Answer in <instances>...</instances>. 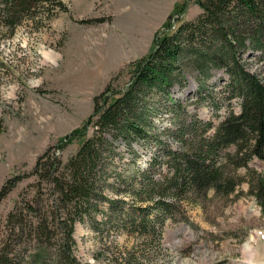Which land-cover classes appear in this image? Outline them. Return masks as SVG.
Masks as SVG:
<instances>
[{
    "label": "trees",
    "instance_id": "trees-1",
    "mask_svg": "<svg viewBox=\"0 0 264 264\" xmlns=\"http://www.w3.org/2000/svg\"><path fill=\"white\" fill-rule=\"evenodd\" d=\"M196 2L203 9L197 20L181 19L173 29L168 23L161 34L157 32L150 52L134 61L129 83L117 91L107 87L95 96L93 111L84 121L95 134L64 165L52 147L38 158L32 171L39 176L35 186L40 189L42 181L48 180L58 197L45 210L41 193L25 200L24 207L16 203L7 229H0V264H82L72 250L75 224L90 216V208L101 210L102 199L108 204L110 220L122 222L129 233L152 239L161 237L168 219L190 220L188 206L210 205L211 191L237 200L244 192L240 190L243 183L264 212V171L251 165L254 159L264 162V77L262 67H254L246 58L256 54V64L264 60V0ZM60 4L58 0H0V24L12 35L24 21L37 24L43 17H53ZM191 68L197 71V100L211 101L218 120L202 118L197 106L191 109L193 95L177 96ZM215 69L221 71V84L209 87ZM153 97L164 101L157 103ZM234 99L239 111L232 108ZM149 102L157 106L149 110ZM223 103L226 112L221 110ZM158 110L171 114L169 125L160 123L161 116L156 121L152 112ZM119 137L125 145L121 150L114 143ZM143 144L153 148L145 165ZM117 156L130 162L119 170L113 164ZM110 175H116V187L106 183ZM20 177L5 182L0 199ZM138 183L133 192L138 203H127L123 196L130 195V186ZM105 186L121 197L105 194ZM60 230L65 245L58 246L59 258L48 259L46 251L57 242ZM11 238L34 242L38 249L22 255ZM128 261L140 264L146 259Z\"/></svg>",
    "mask_w": 264,
    "mask_h": 264
},
{
    "label": "rangeland",
    "instance_id": "rangeland-1",
    "mask_svg": "<svg viewBox=\"0 0 264 264\" xmlns=\"http://www.w3.org/2000/svg\"><path fill=\"white\" fill-rule=\"evenodd\" d=\"M58 1L61 4L54 8L53 17H43L37 24L24 21L12 35L0 24V191L8 179L21 176L0 199L3 231L16 203L21 202L24 207L25 200L41 193L45 210L58 197L48 180L42 181L40 189L35 186L39 176L32 175V171L38 158L52 147L64 165L95 134L92 126H84L93 111L95 96L107 87L116 91L125 87L133 77L134 61L150 52L157 32L161 34L168 23H172L173 29L181 19L197 20L203 12L196 0ZM257 56L246 58L254 67H262L264 77V60L256 64ZM212 71L214 75L208 85L212 87L214 83L216 87L221 84L218 79L221 71ZM196 75L195 69L187 70L184 88L177 96L193 95L188 106L191 109L197 106L202 118L216 120L211 101L197 100ZM152 99L158 100L157 103L164 101L159 97ZM156 106L149 102L147 108ZM232 108L239 111L237 99ZM226 109L227 104L223 103L221 110ZM152 115L156 121L161 116L160 123L164 125L171 123V114L165 110L154 111ZM114 143L118 150L125 147L121 137ZM141 148L145 165L153 148L149 144ZM126 162H130L127 157L117 156L113 164L120 170ZM251 165L261 173L264 171V162L259 159H254ZM239 172L243 174L244 169ZM124 174L128 175V170ZM117 182L116 175H110L106 183ZM138 185L130 186V195L123 196L127 203H138L133 194ZM240 190L244 192H240L237 200L233 196L221 198L211 191L210 205L188 206L190 220L168 219L162 226L163 235L160 238L157 235L156 239L129 233L122 228V222L110 220L108 204L102 199L98 203L101 210L90 208V216L75 224L72 250L82 264H128L129 258H145L140 264H244L251 258L252 253L246 250L249 247L264 254V212L253 195L247 194L246 183ZM115 192L105 186V194L121 197ZM62 234L58 231L57 242L48 247V259L59 258L58 246L65 245L64 239L59 238ZM11 239L22 255L38 249L34 242Z\"/></svg>",
    "mask_w": 264,
    "mask_h": 264
},
{
    "label": "bare ground",
    "instance_id": "bare-ground-1",
    "mask_svg": "<svg viewBox=\"0 0 264 264\" xmlns=\"http://www.w3.org/2000/svg\"><path fill=\"white\" fill-rule=\"evenodd\" d=\"M246 250H248V251H250L252 253V254L249 253V254H251V256H250L251 258L247 262L245 261L246 264H263L262 261H264V254H261L258 251V248H256V247H249ZM245 262H244V264H245Z\"/></svg>",
    "mask_w": 264,
    "mask_h": 264
}]
</instances>
